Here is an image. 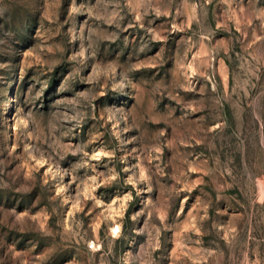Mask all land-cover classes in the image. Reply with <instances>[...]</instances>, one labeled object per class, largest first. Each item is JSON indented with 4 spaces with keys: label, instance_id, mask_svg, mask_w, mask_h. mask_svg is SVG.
Here are the masks:
<instances>
[{
    "label": "rangeland",
    "instance_id": "1",
    "mask_svg": "<svg viewBox=\"0 0 264 264\" xmlns=\"http://www.w3.org/2000/svg\"><path fill=\"white\" fill-rule=\"evenodd\" d=\"M0 264H264V0H0Z\"/></svg>",
    "mask_w": 264,
    "mask_h": 264
}]
</instances>
